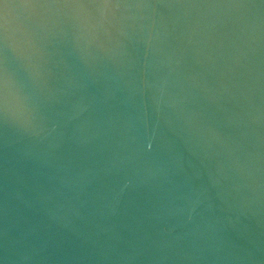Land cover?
Segmentation results:
<instances>
[{"label":"water","instance_id":"1","mask_svg":"<svg viewBox=\"0 0 264 264\" xmlns=\"http://www.w3.org/2000/svg\"><path fill=\"white\" fill-rule=\"evenodd\" d=\"M0 264H264V0H0Z\"/></svg>","mask_w":264,"mask_h":264}]
</instances>
